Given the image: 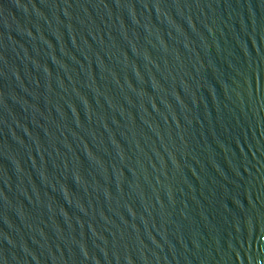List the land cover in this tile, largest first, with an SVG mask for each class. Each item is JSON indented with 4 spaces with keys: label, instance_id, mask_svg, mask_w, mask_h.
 <instances>
[{
    "label": "water",
    "instance_id": "water-1",
    "mask_svg": "<svg viewBox=\"0 0 264 264\" xmlns=\"http://www.w3.org/2000/svg\"><path fill=\"white\" fill-rule=\"evenodd\" d=\"M0 264H264V0H0Z\"/></svg>",
    "mask_w": 264,
    "mask_h": 264
}]
</instances>
